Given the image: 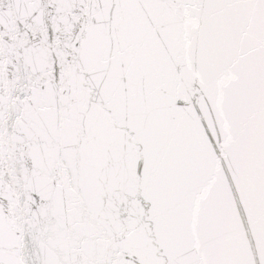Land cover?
Instances as JSON below:
<instances>
[{
    "label": "snow or ice",
    "instance_id": "6c2138e0",
    "mask_svg": "<svg viewBox=\"0 0 264 264\" xmlns=\"http://www.w3.org/2000/svg\"><path fill=\"white\" fill-rule=\"evenodd\" d=\"M0 264H264V0H0Z\"/></svg>",
    "mask_w": 264,
    "mask_h": 264
}]
</instances>
